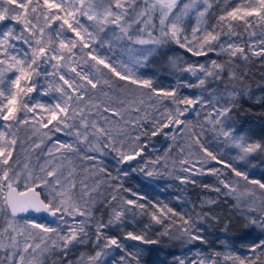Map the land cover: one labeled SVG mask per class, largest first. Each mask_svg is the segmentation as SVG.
Listing matches in <instances>:
<instances>
[{"label": "snow or ice", "instance_id": "obj_1", "mask_svg": "<svg viewBox=\"0 0 264 264\" xmlns=\"http://www.w3.org/2000/svg\"><path fill=\"white\" fill-rule=\"evenodd\" d=\"M192 17L196 23L189 33L185 24ZM210 18L214 23H208ZM109 34L126 43L129 52H140L133 66L113 58L118 53L113 52ZM169 43L193 56L213 52L227 58L224 62L211 60L210 67L187 65L183 71L193 76L203 74L198 78L199 86L209 77L242 80L244 74H236L238 63L253 57L264 59V0H0V264H48L52 257L53 264H99L106 254L102 250L75 261L71 258L73 249L89 240L97 204L108 208L112 216L107 223L102 218L96 222V247L106 241L102 249L115 246L124 251L104 230L114 222L122 223L131 211L119 205L120 200L142 211L146 206L121 195L122 185L115 183L119 169L113 177L102 160L110 153L117 154L118 164L142 158L148 147L141 141L147 135L146 125H151L152 136L164 129L169 130L165 136L171 135L174 141L187 135V148L177 145L181 170L192 176L216 177L227 190L224 195L235 196L238 203L239 181L230 180L221 169L206 167L210 161L224 164L234 177L264 190V183L249 180L245 172L219 159L203 140L205 130L210 129L239 150V159L264 151V143L237 135L230 125V113L241 92L233 88L209 110L199 97L178 96L175 89L157 88L152 79L135 74V65L142 67L141 61H147L158 47ZM105 45L112 56L101 53ZM137 45L142 48L136 49ZM118 81L137 85L144 90L147 101L136 103L127 96L119 98V93L117 99H112L109 93L114 86L123 87ZM42 97L50 99L44 101ZM190 112L194 117L202 116L198 121L200 131L190 127L186 116ZM114 126H118L116 135ZM21 128L31 141L27 148L18 135ZM60 132L72 136L73 142L53 140ZM21 150L37 153V161L41 157L43 161L36 167L31 166L30 157L21 162L17 158ZM73 157L79 160V170L72 164ZM85 161L90 162L87 167H83ZM144 163L141 171L152 176L160 159ZM179 178L182 182H197L190 176ZM213 190L222 191L219 186ZM244 192L249 197L244 201L246 224L264 233V201L257 206L254 192L247 188ZM151 207V223L165 229L161 235L186 243L206 242L197 224L199 217L178 213L167 205ZM29 211L48 213L60 223L52 227L35 220L21 222L20 214ZM168 221L175 225L174 232ZM61 224L67 227L61 228ZM148 227L142 234L128 232L127 238L157 243L146 237ZM251 251V256L224 255L223 264H264V239L254 243ZM141 252H126L120 258L122 264H140ZM197 255L199 259L187 264H219L221 257L219 252L215 256ZM178 264H185V260Z\"/></svg>", "mask_w": 264, "mask_h": 264}, {"label": "rangeland", "instance_id": "obj_2", "mask_svg": "<svg viewBox=\"0 0 264 264\" xmlns=\"http://www.w3.org/2000/svg\"><path fill=\"white\" fill-rule=\"evenodd\" d=\"M195 23V17L186 20V31L190 33L192 27L195 26ZM208 23H214V20L210 18ZM256 31L259 32L260 29L258 28L256 29ZM108 38L112 40L113 52L118 53V55L113 58L123 59L125 61H128L130 66H133L135 59L140 56V52H129L126 43L116 41L115 38H113L110 34ZM143 47L146 48L150 46ZM135 48L141 49L142 46L137 45L135 46ZM100 51L106 56H112V52L108 51L107 45H105L104 48L100 49ZM226 59L227 58L225 56H218L213 52H209L207 56H193L185 49H182L178 45L172 43V46L163 45L158 47L153 52V54L148 57L147 61H141V63L143 64L142 67L140 65H135L134 71L135 74L142 79H152L154 86L157 88H161L164 90L175 89L177 91L178 96H183L190 99H196L197 97H199L204 102V106L209 110L210 107L216 103L218 98L227 95V92L231 91L233 88H235L236 91L242 93L239 97H259L261 84H257L258 81L254 78L255 70L253 69L254 66L253 64H251L250 61L241 62L236 65L237 77H240L242 73L244 74V76L242 80L237 79L236 81L232 82L229 81L227 76H224L222 80H214L213 78L209 77L207 78L206 83L203 86H199L198 78H202V73L197 72L196 76H193L191 73L183 71V69L189 64H205L206 66L210 67L211 60L224 62ZM252 60H255L257 62V65H264V59L253 57ZM104 71L105 73H107V70ZM188 84H191L193 86L188 87ZM120 85H122L123 87L118 88L114 86L113 91L109 93V96L112 99H117L116 93H119V98H124L125 96H127L129 101H135L136 103H139L141 99L147 101V96L144 95V90L140 89L137 85H131L126 81H124ZM41 99L47 101L48 99H50V97H42ZM101 99L106 100L107 98L101 97ZM196 108L197 110H201L199 105H197ZM149 111L155 114L153 109L149 108ZM186 116L191 121L190 127L194 126L196 128V131H200L198 121L202 120V116L194 117L191 112L187 113ZM229 122L231 127L236 130L237 135H243L253 142L261 143L257 135L252 134L247 130H241L235 127L231 121ZM117 127L118 126L113 127L114 135H116ZM144 131L147 132V135L142 136L141 141L142 143L147 144L148 147L142 154V158L137 157L136 160L118 164L116 153H110L109 155L103 157L102 164L104 167H106V169L111 173L113 177L117 176V170L119 169V179L115 181V183L122 185L121 195L125 199H135L138 203H143L146 206V211H142L140 209L133 208L131 205H124L123 201L120 200L119 205L129 208L131 209V211L125 214L122 223L114 222L110 228L104 230L108 238H115L113 237V234L116 231H125L127 228L130 232H133L135 234H142L145 226L151 225L150 213L153 210L151 207L152 205H167L168 202L181 203L184 200L182 199V201H179V198L185 197V195L181 191V187L184 186L185 183L182 182L179 177L191 176V174L183 172L180 168L179 148L177 147V145H181L187 148V135L184 136L183 140H181L180 137H177V139L174 141L171 138V135L167 137L165 136L164 133H168V129H164L163 132L156 136L151 135V125H146ZM18 135L20 139L25 142L24 147H29L31 141L27 139V131L21 128ZM55 139H59L64 142H73L74 138L72 136L66 135L63 132H60L55 133V135L53 136V140ZM165 139H167L168 141V147L164 148V157L162 156L163 158L161 159V148L164 145ZM203 140L209 149L216 148L218 154H222L226 158L228 155L233 165L242 163L249 166L254 160L255 155H257L258 153H253L247 156L245 159H239V150L232 147L230 144L224 143L223 138H217L216 134L210 129L205 130ZM46 143L50 142L46 141ZM170 145L172 146L171 150H169ZM85 150L87 149L85 148ZM36 155L37 153H28L21 150L18 152L17 158L20 159L21 162H24L26 158L30 157L31 166L36 167L38 163L43 161V157H41L40 161H37ZM158 158L160 159V164L154 166L155 170L153 171L152 176H148L145 174V171H141V169H145V161H154ZM72 164H76L79 170L80 164L78 158L73 157ZM85 164L86 166H84ZM84 165L83 167H87L89 165V162L85 161ZM70 166L71 165H66V167ZM252 166L253 164L250 167ZM206 167H214L217 169H221L227 174L229 171H231V169H226L224 167V164H218L215 161H210L206 165ZM132 172H134L136 176H139V182L143 184L142 186L139 185L140 187H136L133 183H131V186H127L131 182L128 178ZM229 177H232V173L231 175H229ZM234 178L235 181H238L236 180V177ZM242 183L243 184H240L239 182L238 186V193L241 197L239 203L237 201V198L235 197V205L238 208H245L244 201L249 199V197L244 192L245 186L247 187V189H251L254 192V197L258 195L256 191L259 190L256 186L244 185L245 183H247L244 180H242ZM125 186L127 187L125 188ZM124 189H127L128 191H124ZM133 193H135L136 195H133ZM258 198H260V195H258ZM164 199L170 200L162 202V200ZM111 216L112 213L108 208H106L102 204H97L95 218L92 221V227L89 231V240L86 243L78 245L73 249L71 258L74 261L78 260V258L81 256H84L86 258L89 255H94L96 251L102 250L106 254L100 257L99 264H122L120 259L121 256L126 255V252H135L137 249H141L142 245H145L141 241L130 240L126 236L125 238L121 239L120 242L117 238H115L117 239L118 243L123 246L124 251L115 246H111L107 249H102V244L106 241H102L101 247H96L94 243L95 224L101 218L105 223H107ZM25 219L47 223L52 227H56L57 223H60L57 218L52 221H49L44 216H29L25 218H20L21 222ZM64 227L67 226L61 224V228ZM173 229L175 230V227ZM146 237L148 238V231L146 233ZM186 255L189 256V254ZM200 255L206 256L202 254ZM193 258L199 259L200 257L194 253ZM261 258L264 259V257ZM191 259L192 258H187L183 260H185V264H187V261ZM54 260L55 257L50 258L48 264H53ZM140 264L142 263L140 262Z\"/></svg>", "mask_w": 264, "mask_h": 264}, {"label": "trees", "instance_id": "obj_3", "mask_svg": "<svg viewBox=\"0 0 264 264\" xmlns=\"http://www.w3.org/2000/svg\"><path fill=\"white\" fill-rule=\"evenodd\" d=\"M165 45L172 46V43ZM250 62L254 66V78L258 81L257 84H261L259 97H238L236 106L230 113V121L235 127L257 135L261 143H264V65H257L255 60ZM113 79L115 80L116 78ZM123 82L118 81V84L120 85ZM165 147H168L167 139L164 140V145L161 148V159L164 157L165 152L163 150ZM210 150L217 154L219 159L225 163H231L237 170L245 172L249 180H259L264 183V151L258 152L252 163L247 166L242 163L233 165L228 155L226 158L222 154H218L216 148ZM252 164L253 166L250 167ZM229 172L228 174L231 175L232 172ZM229 175L228 178L230 180L235 179L233 173L231 178ZM190 178L197 182H184L185 185L181 187V191L185 197L179 198V201L184 200L181 203L168 202L167 206L178 213L193 215L194 218L199 217L197 224L200 234L205 237L206 242L186 243L183 240H176L170 236L161 235L165 230L164 227L151 223L148 227V239L156 240L157 243L142 245L139 261L142 264H178L181 259H194V253L215 256V253L219 252L221 254L219 264H223V256L227 254L241 257L251 256L253 254L251 246L264 239V233L259 228L247 226L243 215L246 209L236 207L235 196L224 195L227 190L218 184L216 177L204 174L191 175ZM128 179L131 182L127 186H131V183L136 187L143 185L139 182V176H136L134 172L130 174ZM236 180L243 184L241 178L236 177ZM205 185L209 187H205ZM244 185L256 186L259 189L256 192L260 195V198H258V195L254 197L256 205L259 206L260 202L264 201V190L260 189L258 185L248 182ZM217 186L222 189L220 193L213 190ZM245 188L247 187L245 186ZM166 200L170 199H164L162 202ZM176 220L179 223V217ZM166 223L167 225H172L171 221ZM174 227L175 225H172V228ZM126 232H130L128 228L125 231H116L113 237L120 242L121 239L127 236ZM186 254H189V256Z\"/></svg>", "mask_w": 264, "mask_h": 264}, {"label": "water", "instance_id": "obj_4", "mask_svg": "<svg viewBox=\"0 0 264 264\" xmlns=\"http://www.w3.org/2000/svg\"><path fill=\"white\" fill-rule=\"evenodd\" d=\"M29 216H32V217L44 216L49 221H52L55 219L54 217L50 216L48 213H45V212H39L38 213L35 211H29L27 213H21L20 214V218H25V217H29Z\"/></svg>", "mask_w": 264, "mask_h": 264}]
</instances>
